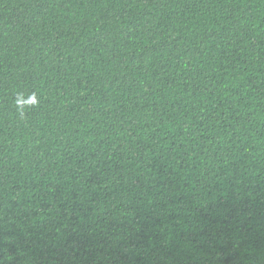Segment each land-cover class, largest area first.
<instances>
[{
  "label": "trees",
  "instance_id": "obj_1",
  "mask_svg": "<svg viewBox=\"0 0 264 264\" xmlns=\"http://www.w3.org/2000/svg\"><path fill=\"white\" fill-rule=\"evenodd\" d=\"M0 264H264V0H0Z\"/></svg>",
  "mask_w": 264,
  "mask_h": 264
}]
</instances>
